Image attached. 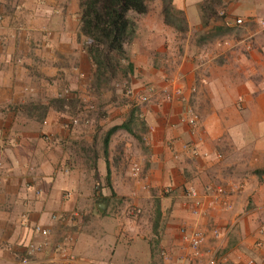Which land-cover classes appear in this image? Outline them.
Instances as JSON below:
<instances>
[{
  "label": "crops",
  "instance_id": "obj_1",
  "mask_svg": "<svg viewBox=\"0 0 264 264\" xmlns=\"http://www.w3.org/2000/svg\"><path fill=\"white\" fill-rule=\"evenodd\" d=\"M204 2L171 1L184 28L166 22L163 0L138 16L124 80L155 92L141 104V142L120 127L106 154L104 140L130 118L132 100L120 108L123 94L93 85L80 0H0V264H208L220 242L213 228L236 220L215 264H264V34L255 22L264 0H220L211 15ZM237 17L251 22L226 26ZM168 83L183 99H167ZM65 88L76 93L59 97ZM188 107L196 126L181 121ZM190 188L200 215L191 213ZM182 227L205 232L201 256Z\"/></svg>",
  "mask_w": 264,
  "mask_h": 264
},
{
  "label": "trees",
  "instance_id": "obj_2",
  "mask_svg": "<svg viewBox=\"0 0 264 264\" xmlns=\"http://www.w3.org/2000/svg\"><path fill=\"white\" fill-rule=\"evenodd\" d=\"M152 0H80L81 32L86 37V51L94 65L93 85L96 89L104 88L116 79H127L133 70L127 46L136 34L139 15L149 11ZM172 0H163L165 20L169 24L184 28L186 20L182 11H176ZM220 0H205L203 12L216 14V5ZM123 127L131 130L127 123L112 127L105 140V153L109 135ZM264 173V170H258Z\"/></svg>",
  "mask_w": 264,
  "mask_h": 264
},
{
  "label": "built area",
  "instance_id": "obj_3",
  "mask_svg": "<svg viewBox=\"0 0 264 264\" xmlns=\"http://www.w3.org/2000/svg\"><path fill=\"white\" fill-rule=\"evenodd\" d=\"M249 22H251V20L246 21L242 17H237L233 20H231L229 18L225 19V24L229 28L245 27L246 23H249ZM255 22H257V24L260 26L261 33L264 34V19L255 20ZM170 87H171V91L169 89ZM161 91L163 93H166V97L168 100H170L172 98V95L178 96L180 99H183V93L184 92H183V88L180 85L170 84V86H169V83H168L165 85V87H163L161 89ZM154 92H155L154 88H149L148 91H146L145 93H139V94L137 93V95L135 96V99L141 104L147 103L151 99V95ZM68 94H71V91H70V89L65 88V89H63V91H61L59 93L58 96L63 97L64 95H68ZM78 116L79 115L72 118L71 125H77L79 123L80 118ZM181 121L185 122L188 125L196 126L198 121H199V116L192 107H188L185 110V112L182 114ZM193 153H194V155L198 154L196 149H193ZM131 172H132L133 176H139L140 166L137 163H133ZM230 183L232 184L233 181H230ZM143 188L149 189V185L144 184ZM212 194L213 195H212V201L211 202L214 205L223 202V198H222L223 190H222V188L216 189V191ZM187 199H188V201H190V204H191V213L194 215H200L202 213L203 201H202L197 189L190 188L187 192ZM135 210H136V212L140 211L139 209H135ZM52 218L53 219L59 218V215L53 214ZM234 224L235 223L229 225L226 228H219V227L213 228V230H212L213 235L216 239H219L220 242L215 244L209 250V252H208L209 257L207 259L208 264H215V262L217 261L218 257L220 256L221 250L223 248V243H224L223 241H224L225 237H227V235L231 232ZM34 230L36 232H38L39 234L43 235L44 237H47L49 234V230L40 224L35 225ZM180 235H181L182 240L188 245V247L192 251L193 255H195V257L201 256L202 247L206 241L205 232L201 229L189 230L186 227H182L180 229ZM70 240H72V237L70 238ZM40 247L41 246H37L34 244L29 245V249L31 252L34 251V249H40ZM21 262L24 264H28L29 259L27 257H23V258H21ZM198 264H200V263H198ZM246 264H258V263L254 259H248Z\"/></svg>",
  "mask_w": 264,
  "mask_h": 264
},
{
  "label": "rangeland",
  "instance_id": "obj_4",
  "mask_svg": "<svg viewBox=\"0 0 264 264\" xmlns=\"http://www.w3.org/2000/svg\"><path fill=\"white\" fill-rule=\"evenodd\" d=\"M221 15L223 14V12L220 13ZM235 35V33H233ZM113 82L115 84H113ZM113 82H111L108 85H105V89H107V91H111L113 93H116V95L120 96V94L124 95V99L122 101H120V108L125 107V103L124 102H129V100H132V103H130V105L127 106L126 109H132V114L130 116V118H126L127 117V110H124L123 116L126 118L125 123H127L132 129L133 132L136 134V137L138 139L139 142H141V139H139V137H141L142 132L144 131V119L142 116V112L140 111L141 108V103H139L136 99L135 96L137 95V92H135V90L133 89V86H130L129 84L125 83V80L122 78L116 79ZM127 82V81H126ZM69 89V88H68ZM70 91L72 93H76L74 92V90L70 89ZM139 94V93H138ZM89 104V108L93 111V110H97V105L95 104V102L90 100ZM78 112V111H77ZM77 114V113H76ZM129 200L122 202V206L123 205H127L129 204ZM155 205V202H154ZM132 208V207H131ZM153 214V213H152ZM155 214V213H154ZM237 224V220L235 221V225ZM226 228V227H225ZM234 229V227L232 228V230ZM231 230V231H232ZM231 233V232H230ZM224 247V246H223ZM223 252V248L221 250V253ZM221 255V254H220ZM250 259H254V258H250ZM255 260V259H254Z\"/></svg>",
  "mask_w": 264,
  "mask_h": 264
}]
</instances>
